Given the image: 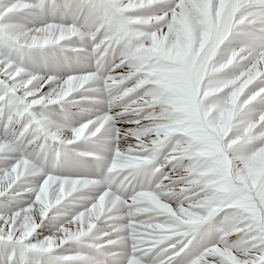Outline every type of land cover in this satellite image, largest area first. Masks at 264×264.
I'll list each match as a JSON object with an SVG mask.
<instances>
[{
  "label": "snow or ice",
  "instance_id": "obj_1",
  "mask_svg": "<svg viewBox=\"0 0 264 264\" xmlns=\"http://www.w3.org/2000/svg\"><path fill=\"white\" fill-rule=\"evenodd\" d=\"M136 2L142 12L161 22L166 17L157 14V6L164 5L160 11L170 17L171 31L190 33L192 19L198 16L202 30L220 40L230 30L232 6L244 0ZM249 2L264 5V0ZM107 3L0 0V264H264V234L255 228L238 242L235 231L210 235L211 212L194 214L184 222L187 209L179 208L162 220L168 213L153 214L144 202L163 208L166 201L146 191L128 202L126 218L116 215L118 196L109 202L102 190L87 191L92 186H110L114 179L104 176L99 164L69 162L70 154L82 161L101 160L109 122L116 123L111 112L114 101H110L103 113L90 114L67 130L73 118L69 106L80 102L77 93L91 79L79 55L84 49L72 41L80 23H87ZM160 45L163 53V40ZM153 72L176 107L192 102L193 74L183 56L164 53ZM205 74L206 68L200 78ZM258 78H264V72L244 75L237 91ZM260 96L264 88H255L249 99ZM119 123L128 126L112 129L117 144L122 132L137 127L135 119ZM52 189L57 196L49 195ZM68 204H79L80 210L70 215L59 211ZM50 216L65 218L58 220L50 235L36 239ZM125 229L129 243L122 246L120 234Z\"/></svg>",
  "mask_w": 264,
  "mask_h": 264
},
{
  "label": "clouds",
  "instance_id": "obj_2",
  "mask_svg": "<svg viewBox=\"0 0 264 264\" xmlns=\"http://www.w3.org/2000/svg\"><path fill=\"white\" fill-rule=\"evenodd\" d=\"M163 7L157 6V14L166 17L161 22L142 12L136 0H108L104 10L80 23L72 43L84 49L79 55L91 79L77 93L80 102L69 106L67 130L74 120L103 113L110 101L116 123L109 122L101 160L71 154L68 160L99 164L114 179L87 191L102 190L109 202L118 196L116 215L126 218L128 202L146 191L166 201L163 208L144 202L153 214L168 213L162 220L185 208L184 222L212 213L213 237L235 231L239 242L250 228L264 234V96L249 99L255 88H264V78L237 91L244 75L264 72V5L244 0L232 6L230 30L220 40L202 30L198 16L190 33L171 31ZM164 53L183 56L193 74L192 102L182 108L156 83L153 70ZM123 119H135L137 127L122 132L117 144L112 129L126 128L119 123ZM49 195L58 193L52 189ZM120 236L127 245L126 229Z\"/></svg>",
  "mask_w": 264,
  "mask_h": 264
},
{
  "label": "bare ground",
  "instance_id": "obj_3",
  "mask_svg": "<svg viewBox=\"0 0 264 264\" xmlns=\"http://www.w3.org/2000/svg\"><path fill=\"white\" fill-rule=\"evenodd\" d=\"M58 55H59V53L57 52V56ZM67 55L71 56L72 53L69 52V53H67ZM39 70L43 72L45 69L43 68V66H40ZM54 110L59 111V109H54ZM71 111L75 112L76 110H75V108H73V109H71ZM55 118L56 117H53V119H55ZM78 122H79V120H74L73 124H76ZM123 126L127 127L128 125L125 124ZM71 167H72V165L70 163L68 165V168H71ZM78 209H80L79 204H68V205H65L63 208L59 209V211L62 213H66V214L70 215V214L74 213L75 211H78ZM64 218H65L64 216H61V217H58L57 220H52L51 216H50L49 219L44 222V224L41 226V228L38 229V234L35 238L36 239H42L44 236L50 235L51 232L54 230L55 225L58 223V220L64 219Z\"/></svg>",
  "mask_w": 264,
  "mask_h": 264
},
{
  "label": "rangeland",
  "instance_id": "obj_4",
  "mask_svg": "<svg viewBox=\"0 0 264 264\" xmlns=\"http://www.w3.org/2000/svg\"><path fill=\"white\" fill-rule=\"evenodd\" d=\"M80 209H78V211H79Z\"/></svg>",
  "mask_w": 264,
  "mask_h": 264
}]
</instances>
